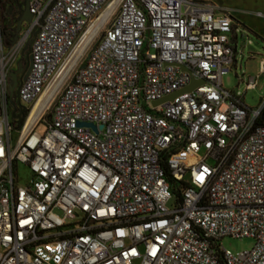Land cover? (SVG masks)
I'll list each match as a JSON object with an SVG mask.
<instances>
[{
	"label": "built area",
	"instance_id": "2783aa9c",
	"mask_svg": "<svg viewBox=\"0 0 264 264\" xmlns=\"http://www.w3.org/2000/svg\"><path fill=\"white\" fill-rule=\"evenodd\" d=\"M28 9L13 42L0 24V264H264V96L247 107L221 83L237 67L231 13L209 0ZM26 44L17 124L9 72ZM261 73L263 58L239 81L254 89ZM227 236L253 246L230 253Z\"/></svg>",
	"mask_w": 264,
	"mask_h": 264
},
{
	"label": "rangeland",
	"instance_id": "374dc122",
	"mask_svg": "<svg viewBox=\"0 0 264 264\" xmlns=\"http://www.w3.org/2000/svg\"><path fill=\"white\" fill-rule=\"evenodd\" d=\"M11 0H0V24L3 28V19L7 16L8 4ZM223 7L231 8V14L234 16L236 25L234 32L237 35V45L240 50H237V68H232L221 77L223 87L232 91L235 96L239 97L247 107H256L260 99L264 96V73H261L257 87L254 89L245 90V83L239 81L241 75L254 76L258 73L260 67V58L264 59V41L258 39L254 33L250 32L247 27L251 28L258 34L264 37V15L257 14V11L263 12L264 5L258 0H223ZM262 5V6H261ZM228 6V7H227ZM263 7V8H262ZM8 17V16H7ZM245 24V25H244ZM243 34V35H242ZM96 41V39L93 41ZM242 50V51H241ZM253 55V56H252ZM86 56L82 57L81 62ZM11 71V70H10ZM36 131L43 133L45 125L40 123L36 127ZM18 135V130H13L11 133V144L14 145ZM20 183L24 182L29 176L27 167L20 163L17 171ZM219 244L230 253H238L249 251L253 246L251 238H233L223 237L219 240Z\"/></svg>",
	"mask_w": 264,
	"mask_h": 264
},
{
	"label": "water",
	"instance_id": "95a60500",
	"mask_svg": "<svg viewBox=\"0 0 264 264\" xmlns=\"http://www.w3.org/2000/svg\"><path fill=\"white\" fill-rule=\"evenodd\" d=\"M13 4L15 5V9L12 12V8L14 5H11L9 13H10V16H12L13 18L16 19L17 28H16V35L13 37L12 42L18 37V32L21 30L22 24L24 22H29L31 19V13L29 12V9H28V0L25 1V5L23 7L21 6V3L18 0H16ZM18 65L20 67V64H18ZM81 66H83V65H81ZM181 68H183V67L181 66ZM19 69H21V67ZM29 69H30V62H29V56H28L25 71L23 73L22 78L26 77V75L29 72ZM18 71H20V70H11L9 72V96H10V105L12 108L11 117L16 118L17 124H19L21 122V114H22V110H19V112L16 114V111H17L18 107L20 106V104L18 102V99H16V97L14 99V95L16 94V88L18 87V85L20 83L19 79L17 78ZM200 83H202V81H196V79L191 78V81L187 86H185L181 90H178V91L172 93L169 96H166L160 100H156V101L152 102V105L156 106V105L163 103L165 101L172 100V99H174V97H176L177 95H179L183 92L191 91L195 86H197ZM78 125L89 127L95 133L98 132V130L95 128V126L91 123H78ZM98 129H101V126H99Z\"/></svg>",
	"mask_w": 264,
	"mask_h": 264
},
{
	"label": "crops",
	"instance_id": "0c3cea01",
	"mask_svg": "<svg viewBox=\"0 0 264 264\" xmlns=\"http://www.w3.org/2000/svg\"><path fill=\"white\" fill-rule=\"evenodd\" d=\"M15 0H11V2H9V4H8V11L10 10V6H11V4L14 2ZM209 1H211V2H213V3H215L220 9H226V7L224 8L223 6L224 5H222V1L223 0H209ZM226 1V0H225ZM259 1V3H261L262 5H264V0H258ZM261 5V6H262ZM228 7V6H227ZM264 7V6H263ZM262 7V8H263ZM228 9V11L231 13V8H227ZM259 13H261L262 15H264V9H263V12H261V11H257V14H259ZM232 15V14H231ZM232 18H233V22H232V31H231V36H232V43H233V45H234V47L236 48V51L237 50H240L241 48L239 47L238 48V45H237V35H236V33L234 32V29H235V27H236V25L235 24H233L235 21H234V16L232 15ZM245 25V24H244ZM248 28V30L250 31V32H252V33H254V35L258 38V39H261L262 41H264V37L263 36H261L260 34H258L257 32H255L254 30H252L251 28H249V27H247ZM9 29H7V31L5 32V33H3V35H4V39H5V42L8 44V43H11L12 42V33L10 32V30L8 31ZM243 35V34H242ZM28 51H29V45L28 44H26V45H24L23 47H22V49H21V51H20V53H19V56H18V59H19V61H18V64H20L21 62H23L24 61V59L26 58V57H28ZM242 51V50H241ZM237 53L238 52H236V55H237ZM253 56V55H252ZM236 59H237V56H236ZM261 59L262 58H260V60H259V64H260V61H261ZM13 67H14V65H13ZM234 68V67H233ZM237 68V67H236ZM236 68H234L235 70H236ZM243 75V74H242ZM243 76H247V75H243ZM250 76V75H249Z\"/></svg>",
	"mask_w": 264,
	"mask_h": 264
},
{
	"label": "flooded vegetation",
	"instance_id": "af4514ba",
	"mask_svg": "<svg viewBox=\"0 0 264 264\" xmlns=\"http://www.w3.org/2000/svg\"><path fill=\"white\" fill-rule=\"evenodd\" d=\"M16 1V0H15ZM14 1V2H15ZM20 3H21V6L23 7L24 5H25V1L26 0H18ZM13 2V3H14ZM11 4V5H14V4ZM15 9V5L13 6V8H12V12H13V10ZM8 14H7V16L3 19V28H2V32L3 33H5L6 31H7V29H9L10 30V32L12 33V38L16 35V28H17V23H16V19L15 18H13L12 16H10V13H9V11L7 12ZM22 26H23V24H22ZM21 26V27H22ZM8 30V31H9ZM19 33V32H18ZM27 60H28V57H26L25 59H24V61L22 62V63H20V67H21V69H19L20 67H19V65L17 64L12 70H20V71H18V73H17V78L19 79V81H21V79H22V76H23V73H24V71H25V67H26V63H27Z\"/></svg>",
	"mask_w": 264,
	"mask_h": 264
},
{
	"label": "bare ground",
	"instance_id": "6f19581e",
	"mask_svg": "<svg viewBox=\"0 0 264 264\" xmlns=\"http://www.w3.org/2000/svg\"><path fill=\"white\" fill-rule=\"evenodd\" d=\"M95 28H96V27H95ZM93 32H94V31H93ZM81 52H82V48L80 49V51H79V53L77 54V56H78ZM77 56H76V57H77ZM76 57H75V59H76ZM65 68H66V67H65ZM61 75H62V74H61ZM61 75L58 76L59 81H60V77H61ZM58 78H57V81H56L57 84H58V82H59V81H58ZM32 115H33V113H31V116H32Z\"/></svg>",
	"mask_w": 264,
	"mask_h": 264
},
{
	"label": "trees",
	"instance_id": "16d2710c",
	"mask_svg": "<svg viewBox=\"0 0 264 264\" xmlns=\"http://www.w3.org/2000/svg\"><path fill=\"white\" fill-rule=\"evenodd\" d=\"M166 175H168V173L166 172Z\"/></svg>",
	"mask_w": 264,
	"mask_h": 264
}]
</instances>
